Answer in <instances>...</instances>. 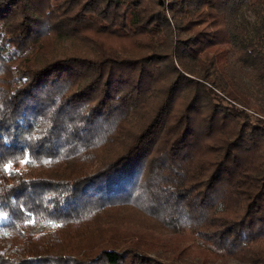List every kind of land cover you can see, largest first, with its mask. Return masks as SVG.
<instances>
[{
  "label": "trees",
  "instance_id": "16d2710c",
  "mask_svg": "<svg viewBox=\"0 0 264 264\" xmlns=\"http://www.w3.org/2000/svg\"><path fill=\"white\" fill-rule=\"evenodd\" d=\"M263 29L264 0H0V264H264Z\"/></svg>",
  "mask_w": 264,
  "mask_h": 264
},
{
  "label": "rangeland",
  "instance_id": "374dc122",
  "mask_svg": "<svg viewBox=\"0 0 264 264\" xmlns=\"http://www.w3.org/2000/svg\"><path fill=\"white\" fill-rule=\"evenodd\" d=\"M244 14H245V16H246V18L248 20V25H249L250 30L253 31V29L256 26H259L260 18L253 11L244 10ZM262 34L264 35V29H263ZM76 48H80V47L77 45V43L74 40H71L69 38H63L60 41H58L56 50H57L58 54H61V53H64V52L68 53L71 50H74ZM263 149H264V145L260 148V151L263 150ZM189 244L190 243H187V245H189ZM195 249H196L195 245H191V249L190 250H191V254L192 255L194 254V250ZM183 264H200L199 263V257L193 255V257H189L188 261L186 263H183ZM211 264H215V263H211ZM228 264H237V263L235 261H231Z\"/></svg>",
  "mask_w": 264,
  "mask_h": 264
},
{
  "label": "snow or ice",
  "instance_id": "6c2138e0",
  "mask_svg": "<svg viewBox=\"0 0 264 264\" xmlns=\"http://www.w3.org/2000/svg\"><path fill=\"white\" fill-rule=\"evenodd\" d=\"M9 167H10V165H5L4 170L8 171Z\"/></svg>",
  "mask_w": 264,
  "mask_h": 264
}]
</instances>
